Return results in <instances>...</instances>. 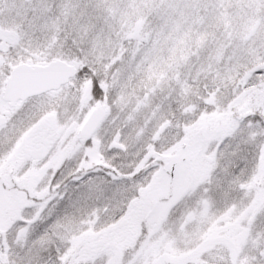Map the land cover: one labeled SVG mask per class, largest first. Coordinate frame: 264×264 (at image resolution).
<instances>
[{
  "label": "snow or ice",
  "instance_id": "obj_1",
  "mask_svg": "<svg viewBox=\"0 0 264 264\" xmlns=\"http://www.w3.org/2000/svg\"><path fill=\"white\" fill-rule=\"evenodd\" d=\"M0 264H264V0H0Z\"/></svg>",
  "mask_w": 264,
  "mask_h": 264
}]
</instances>
